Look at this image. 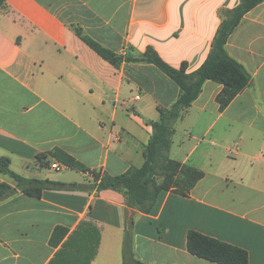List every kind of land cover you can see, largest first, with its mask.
Instances as JSON below:
<instances>
[{"label": "crops", "instance_id": "crops-1", "mask_svg": "<svg viewBox=\"0 0 264 264\" xmlns=\"http://www.w3.org/2000/svg\"><path fill=\"white\" fill-rule=\"evenodd\" d=\"M239 2L6 0L0 156L24 177L63 185L40 197L14 190L0 199V264H122L127 229L134 257L146 264H215L186 250L190 230L243 248L248 264H264V1L226 41L250 83L219 110L222 85L206 80L174 123L169 157L204 173L185 195L162 190L144 212L127 205L122 190H98L92 175L55 171L36 157L58 148L100 175L140 167L157 106H171L179 94L154 64L113 65L75 28L118 55L140 57L151 46L192 72L207 57L222 12ZM1 182L15 185L0 171ZM58 226L67 232L55 246Z\"/></svg>", "mask_w": 264, "mask_h": 264}, {"label": "trees", "instance_id": "trees-1", "mask_svg": "<svg viewBox=\"0 0 264 264\" xmlns=\"http://www.w3.org/2000/svg\"><path fill=\"white\" fill-rule=\"evenodd\" d=\"M263 1L240 0L236 7L223 11L207 57L192 72L186 70L185 62H182L179 67L168 64L151 46L146 47L140 57L118 55L84 35L80 28H75L77 35L93 51L113 65H118L123 59L154 64L179 86V94L171 106H157L159 119L151 123L152 133L144 147V162L140 167H131L127 171L113 176L106 173L100 175L87 170L81 162L58 148L48 153L38 154L37 162L49 166L48 156H50L67 167L86 172V174L89 173L93 176L98 190H122L126 195L127 205L135 206L144 212L149 211L158 193L162 190L174 188L176 192L185 195L203 177L204 173L190 164L181 163L169 157L174 123L198 97L206 80H212L222 85V89L215 97L219 110H223L250 83L251 77L248 71L227 52L226 41L242 16ZM5 7L6 0H0V10ZM0 171L15 181L14 187L6 182L0 183V199L5 198L14 190L40 197L43 190L63 185L50 179L24 177L11 169L10 159L5 156H0ZM160 177L162 180L158 183L156 180ZM66 232L65 228L56 227L51 242L56 246L64 238ZM131 239V231L125 230L122 264H146L134 257ZM186 250L215 264H248V254L243 248L194 230L187 232Z\"/></svg>", "mask_w": 264, "mask_h": 264}, {"label": "built area", "instance_id": "built-area-1", "mask_svg": "<svg viewBox=\"0 0 264 264\" xmlns=\"http://www.w3.org/2000/svg\"><path fill=\"white\" fill-rule=\"evenodd\" d=\"M49 166H50L51 169H53L55 171H58V170H61V169L65 168V167H67L65 164H63V163H61V162H59L57 160L52 161ZM87 175H90V174L87 173Z\"/></svg>", "mask_w": 264, "mask_h": 264}, {"label": "rangeland", "instance_id": "rangeland-1", "mask_svg": "<svg viewBox=\"0 0 264 264\" xmlns=\"http://www.w3.org/2000/svg\"><path fill=\"white\" fill-rule=\"evenodd\" d=\"M62 170V169H61ZM61 170H58V171H61ZM55 173H60V172H55Z\"/></svg>", "mask_w": 264, "mask_h": 264}]
</instances>
